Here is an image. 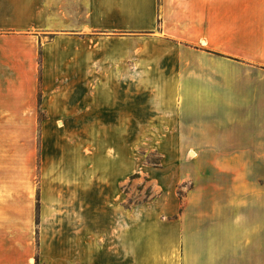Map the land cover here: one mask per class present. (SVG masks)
Masks as SVG:
<instances>
[{
    "label": "crops",
    "instance_id": "1",
    "mask_svg": "<svg viewBox=\"0 0 264 264\" xmlns=\"http://www.w3.org/2000/svg\"><path fill=\"white\" fill-rule=\"evenodd\" d=\"M136 123L201 145L217 187L137 233L87 153ZM261 156L264 0H0V264H264L260 180L214 173Z\"/></svg>",
    "mask_w": 264,
    "mask_h": 264
},
{
    "label": "rangeland",
    "instance_id": "2",
    "mask_svg": "<svg viewBox=\"0 0 264 264\" xmlns=\"http://www.w3.org/2000/svg\"><path fill=\"white\" fill-rule=\"evenodd\" d=\"M183 121L184 125L194 123L199 128L202 123L205 124L206 118H184ZM56 126L61 127L62 124ZM102 126L101 138L88 137L87 153L101 148L103 162L107 165L104 174L110 176L113 195L118 196L120 205L134 210L136 233L141 231L146 216L162 218L168 212L187 210L195 196L216 191L213 172L208 174L207 171V155L199 153L204 150L201 145H190L191 140L178 139L175 133H164L162 128L165 124L136 123L134 136L128 138L115 137L110 124ZM261 158L264 166V156ZM116 160L122 170L114 172ZM224 167L226 169L214 173L224 176L227 183L237 185L239 179L245 176L257 178L262 185L259 189L264 193V170L244 171L232 170L227 165Z\"/></svg>",
    "mask_w": 264,
    "mask_h": 264
}]
</instances>
